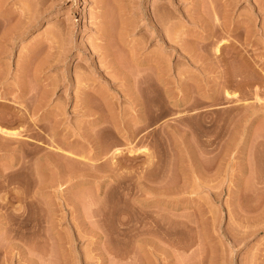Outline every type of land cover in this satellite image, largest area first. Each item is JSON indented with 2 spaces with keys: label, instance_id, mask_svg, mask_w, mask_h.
I'll return each mask as SVG.
<instances>
[{
  "label": "rangeland",
  "instance_id": "obj_1",
  "mask_svg": "<svg viewBox=\"0 0 264 264\" xmlns=\"http://www.w3.org/2000/svg\"><path fill=\"white\" fill-rule=\"evenodd\" d=\"M119 1L0 0V264H264V0Z\"/></svg>",
  "mask_w": 264,
  "mask_h": 264
},
{
  "label": "bare ground",
  "instance_id": "obj_2",
  "mask_svg": "<svg viewBox=\"0 0 264 264\" xmlns=\"http://www.w3.org/2000/svg\"><path fill=\"white\" fill-rule=\"evenodd\" d=\"M31 5L32 4H30L29 6L31 7ZM113 5H112L113 8H111L112 10L110 9V12L108 11L109 13H108L107 16L105 15L104 12H101V14L103 13L105 15V16H103V20H101L102 21L101 22L102 25H100L101 39H102L103 42H107V40L111 36L112 32H116V36H118L120 38V40L121 39L123 40L124 37L129 33L128 8H127V6L124 7V4L122 5L119 0H113ZM28 8L29 7L27 6V9ZM26 11L27 10H25V12ZM32 11L28 10L27 12L29 13V12H32ZM155 16H156L158 24L161 25V23H160V21H161L160 15L156 14ZM35 18H34V20H40L41 19V17H37L36 19ZM107 47H109V46H107ZM104 49H105V52L108 54L109 50H106V48H104ZM98 51H99V49H98ZM108 56H109V54H108ZM109 57H111V56H109ZM19 132L20 131H15V130L12 131V130H8V129L0 127V134L5 135L6 137L11 136L10 138H12V137L16 138V137L20 136ZM148 263H149V261H148Z\"/></svg>",
  "mask_w": 264,
  "mask_h": 264
}]
</instances>
